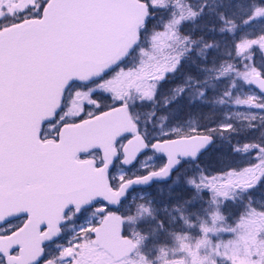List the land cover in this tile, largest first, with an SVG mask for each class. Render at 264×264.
Listing matches in <instances>:
<instances>
[{
  "label": "snow or ice",
  "instance_id": "snow-or-ice-1",
  "mask_svg": "<svg viewBox=\"0 0 264 264\" xmlns=\"http://www.w3.org/2000/svg\"><path fill=\"white\" fill-rule=\"evenodd\" d=\"M0 264H264V0H0Z\"/></svg>",
  "mask_w": 264,
  "mask_h": 264
},
{
  "label": "trees",
  "instance_id": "trees-1",
  "mask_svg": "<svg viewBox=\"0 0 264 264\" xmlns=\"http://www.w3.org/2000/svg\"><path fill=\"white\" fill-rule=\"evenodd\" d=\"M209 163L212 165V167H215L214 164L216 163V161L213 157H211V160Z\"/></svg>",
  "mask_w": 264,
  "mask_h": 264
},
{
  "label": "rangeland",
  "instance_id": "rangeland-1",
  "mask_svg": "<svg viewBox=\"0 0 264 264\" xmlns=\"http://www.w3.org/2000/svg\"><path fill=\"white\" fill-rule=\"evenodd\" d=\"M206 161L209 163L210 162V156L206 158ZM216 161V159H215ZM214 166L216 167V163L214 164Z\"/></svg>",
  "mask_w": 264,
  "mask_h": 264
}]
</instances>
